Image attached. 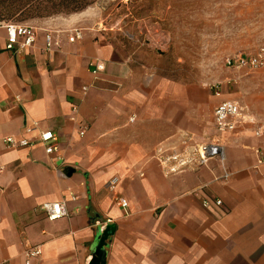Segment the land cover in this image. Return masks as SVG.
I'll return each mask as SVG.
<instances>
[{"label": "crops", "instance_id": "0c3cea01", "mask_svg": "<svg viewBox=\"0 0 264 264\" xmlns=\"http://www.w3.org/2000/svg\"><path fill=\"white\" fill-rule=\"evenodd\" d=\"M78 20L46 21L36 44L14 56L0 27V137L33 128L29 137L51 130L59 139L54 155L0 147V263L21 264L28 246L41 245L37 264H89L96 229L109 221L116 230L105 264H264V71L247 82L254 124L223 140L229 181H213L222 174L216 160L165 175L156 148L178 145L182 133L212 138L213 111L227 98L208 95L204 110L199 88L168 82L132 58L115 60L99 33L74 43L61 34L45 51L46 32ZM96 62L105 70L95 79ZM60 201L70 216L46 220L39 206Z\"/></svg>", "mask_w": 264, "mask_h": 264}, {"label": "rangeland", "instance_id": "374dc122", "mask_svg": "<svg viewBox=\"0 0 264 264\" xmlns=\"http://www.w3.org/2000/svg\"><path fill=\"white\" fill-rule=\"evenodd\" d=\"M9 5L0 0V27L23 24L40 30L49 20L78 18L70 28L49 32L67 35L80 28L102 34L113 46L115 60L132 58L168 82L199 88L204 110L213 86L227 100L249 109L257 104L247 82L264 68L232 71L224 61L233 54L254 53L264 43V0H96L79 12L47 18L6 17ZM202 119L208 126L205 111Z\"/></svg>", "mask_w": 264, "mask_h": 264}, {"label": "built area", "instance_id": "2783aa9c", "mask_svg": "<svg viewBox=\"0 0 264 264\" xmlns=\"http://www.w3.org/2000/svg\"><path fill=\"white\" fill-rule=\"evenodd\" d=\"M3 28L6 31L4 50L12 54V56L26 52L37 42V30L32 26L5 24ZM67 33V41L69 43L80 41L84 35L83 30L80 28H73ZM59 35H61V32H46L44 36V48L46 52H50L59 46ZM224 64L232 71H239L242 69L255 71L264 68V43L254 53L233 54L228 56ZM90 67L92 68L91 74L95 79L105 70V65L102 62L91 64ZM212 89L215 96H220L221 93L218 86H213ZM82 90L85 91L86 87H83ZM252 124H254V119L249 113V108L246 105L237 100H223L213 111L212 127L215 133L212 138L207 141H199L193 134L182 133L178 145H159L152 158L156 161L165 175L181 173L186 169L206 167L210 160H216L222 168V174L213 176V181L226 183L229 181L232 174L227 171L224 166L225 150L223 140ZM82 128L83 129L79 132L80 136L84 135L85 127ZM33 131V128H26V135L22 137H0V147L5 150H18L40 146L47 155H54L59 151V139L57 134L51 130H45L29 137L28 135L32 134ZM259 134L260 131H257L256 135ZM116 185L117 180L115 178H112L108 182V186L111 190H114ZM116 195L118 205L126 209L128 207L127 201L119 197L118 194ZM71 199L75 200V196ZM211 204L212 203L207 200L202 202L204 208L210 207ZM213 205L215 207H220L222 203L220 200H215ZM39 210L45 219L50 222L65 219L70 216V211L65 201L44 202L39 206ZM107 224H109V221L105 223V225ZM41 254V245L28 246L23 252L21 264H37ZM0 264H7V262L2 261Z\"/></svg>", "mask_w": 264, "mask_h": 264}, {"label": "trees", "instance_id": "16d2710c", "mask_svg": "<svg viewBox=\"0 0 264 264\" xmlns=\"http://www.w3.org/2000/svg\"><path fill=\"white\" fill-rule=\"evenodd\" d=\"M5 16L27 15L32 18H47L57 15L76 13L96 0H8ZM50 6L47 7L46 5Z\"/></svg>", "mask_w": 264, "mask_h": 264}, {"label": "water", "instance_id": "95a60500", "mask_svg": "<svg viewBox=\"0 0 264 264\" xmlns=\"http://www.w3.org/2000/svg\"><path fill=\"white\" fill-rule=\"evenodd\" d=\"M73 173L74 170L68 167L64 171V174L68 177ZM115 230L116 227L113 224H107L103 228L100 226L96 229V239L92 244L93 256L89 264H105L106 249Z\"/></svg>", "mask_w": 264, "mask_h": 264}]
</instances>
